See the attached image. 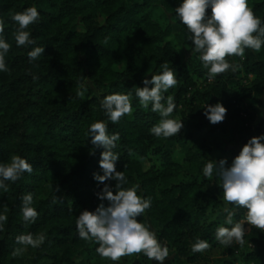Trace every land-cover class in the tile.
I'll list each match as a JSON object with an SVG mask.
<instances>
[{"label":"trees","instance_id":"obj_1","mask_svg":"<svg viewBox=\"0 0 264 264\" xmlns=\"http://www.w3.org/2000/svg\"><path fill=\"white\" fill-rule=\"evenodd\" d=\"M179 2L0 0L5 34L13 37L6 57L9 71L0 72V162L20 155L33 166L31 173L9 182L7 192L0 190V213L8 216L0 232V264H113L97 255L94 241L79 238L75 224L80 211L95 210L101 203L96 193L104 186L93 179L104 149L89 155L95 146L88 126L107 119L100 107L104 96L143 87L145 76L158 74L164 62L177 70L178 83L165 95H173L178 105L173 116L183 120L181 132L171 138L151 135L149 129L160 117L140 106L134 89L132 113L108 123L110 133L120 134L113 151L119 153L117 170L129 181L125 187L139 183L152 200L137 219L151 224L169 246L165 264H264L260 229L245 225L244 246H222L215 240L216 227L226 219L223 189L217 177L202 175L206 159H227L230 165L251 137L264 133V122L258 123L264 104V47L259 52L246 49L244 59L229 57L240 65L238 70L209 82L186 29L172 20ZM248 3L264 20V0ZM33 4L41 15L29 30L45 52L29 63L31 48L16 46L11 16ZM82 88L88 89L84 99L76 95ZM218 101L228 111L223 122L213 125L202 108ZM175 152L183 154L181 162L173 159ZM143 161L153 166L145 170ZM28 192L39 215L26 224L21 196ZM228 207L234 221L243 218L244 208ZM29 232L45 234V242L13 255L20 247L15 237ZM196 238L210 247L193 253ZM213 250L218 258L210 255ZM121 260L153 264L142 253Z\"/></svg>","mask_w":264,"mask_h":264},{"label":"clouds","instance_id":"obj_2","mask_svg":"<svg viewBox=\"0 0 264 264\" xmlns=\"http://www.w3.org/2000/svg\"><path fill=\"white\" fill-rule=\"evenodd\" d=\"M209 9L210 14L207 11ZM173 11L172 20L179 21L186 29L188 40L207 69L209 82L219 74L238 70L240 65L229 57L244 59L246 49L259 52L264 47V20L255 15L248 0H180ZM40 15L38 7L33 4L11 16L16 26V46L31 48L27 52L29 63L45 52V47L36 44L29 30L30 25L39 22ZM6 26L7 21L0 16V72L9 71L6 57L12 48L9 40L13 37L6 36ZM160 69L158 74L151 75V79L145 76L143 87L134 86L133 89L140 106L145 109L150 107L160 117L149 133L157 138H171L177 136L184 127L183 120L173 116L178 108L174 96L165 95L178 83L177 70L169 67L168 62L162 63ZM133 89L104 96L100 107L107 119L96 120L88 126L87 135L95 146L89 150V155L94 156L96 148L104 149L98 162L100 171L93 173L98 185L104 186L96 193L101 203L95 210L80 211L75 224L79 238L94 241L98 245L95 249L97 255L113 264H119L122 257L134 253H142L157 264H165L170 256L169 246L158 238L151 224L137 219L150 209L151 197L140 191L139 183L125 187L129 181L123 171L117 170L119 153L113 151L120 134L108 130L109 121L116 124L122 117L132 113ZM87 91V88H82L76 95L84 99ZM202 109L205 118L213 125L223 122L228 111L221 101L214 105L207 102ZM261 115L264 118V113ZM32 171V164L20 155H12L10 161L0 162V190L7 192L9 182L15 183L24 173ZM202 175L205 178L217 177L219 187L223 189L226 219L216 227L214 234L220 245L231 246L236 243L244 246L246 224L264 232V133L251 137L230 165L227 159H206ZM113 181L114 185L111 183ZM33 204L32 192L21 196V214L26 224L35 223L39 215ZM228 205L244 208L243 218L234 221L235 213ZM7 221L8 216L0 213V232L4 231ZM45 240L46 235L43 233L17 235L15 241L20 247L13 249V255L21 254L28 247L38 248ZM209 247L207 240L196 238L191 244V251L203 252Z\"/></svg>","mask_w":264,"mask_h":264},{"label":"rangeland","instance_id":"obj_3","mask_svg":"<svg viewBox=\"0 0 264 264\" xmlns=\"http://www.w3.org/2000/svg\"><path fill=\"white\" fill-rule=\"evenodd\" d=\"M117 67L121 68V66H117ZM259 112L260 113L258 114V123H260V122L262 123V122H264V118H262L261 114L264 113V104L259 107ZM173 159L175 161H177V162H181L182 159H183V154L179 153V152H175L174 155H173ZM152 166H153V163H150L148 161H143V167H144L145 170L148 169V168H151ZM209 253H210V255L213 258H218L219 257L218 250H213V251H211ZM152 262H153V264H157V262H155V261H152ZM121 263H122V260L120 259L119 264H121Z\"/></svg>","mask_w":264,"mask_h":264}]
</instances>
